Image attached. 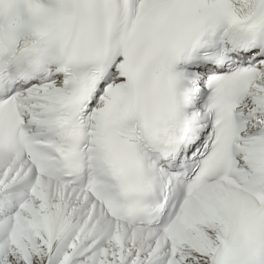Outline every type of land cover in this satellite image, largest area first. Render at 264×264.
<instances>
[{
    "label": "snow or ice",
    "instance_id": "snow-or-ice-1",
    "mask_svg": "<svg viewBox=\"0 0 264 264\" xmlns=\"http://www.w3.org/2000/svg\"><path fill=\"white\" fill-rule=\"evenodd\" d=\"M0 264H264V0H0Z\"/></svg>",
    "mask_w": 264,
    "mask_h": 264
}]
</instances>
